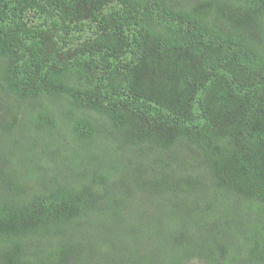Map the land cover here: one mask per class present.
I'll use <instances>...</instances> for the list:
<instances>
[{"label":"trees","instance_id":"1","mask_svg":"<svg viewBox=\"0 0 264 264\" xmlns=\"http://www.w3.org/2000/svg\"><path fill=\"white\" fill-rule=\"evenodd\" d=\"M0 264H264V0H0Z\"/></svg>","mask_w":264,"mask_h":264}]
</instances>
